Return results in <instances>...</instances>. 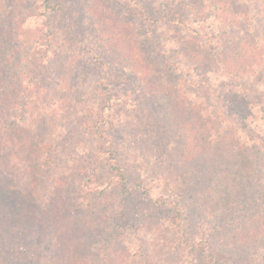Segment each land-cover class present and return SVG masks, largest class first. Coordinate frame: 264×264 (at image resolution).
I'll list each match as a JSON object with an SVG mask.
<instances>
[{
	"label": "trees",
	"instance_id": "1",
	"mask_svg": "<svg viewBox=\"0 0 264 264\" xmlns=\"http://www.w3.org/2000/svg\"><path fill=\"white\" fill-rule=\"evenodd\" d=\"M182 1V7L203 13L204 20L214 27L213 32L208 33V41L201 30L199 18L195 20L198 27L193 28L189 27L190 23L182 16L177 18L176 14L170 15L171 10H167V6H176ZM185 1H152L153 5L160 6L159 10L162 8L160 14L166 11L167 16L172 17L167 20V16H164L162 21L150 19L152 23H162L164 27L169 25L170 29L163 28L161 34L156 31L139 32L123 16L126 24L122 28V21L113 23V14L106 8L100 13L105 21V28L110 23L108 29L102 32L103 41L108 44L105 48L108 60L97 58L98 61H95L104 66L103 69L108 73V66H118L123 73L135 74L140 84V96L149 100V103L159 102L162 105L158 106L159 109L168 119L167 124L152 120L146 127H142L144 111L140 126L136 122L134 123L137 125H127V120H122V116H117V126L125 130L133 128L135 132V127L141 130L145 128L150 136L160 139L161 133H171L176 136L175 139L179 136L176 142L167 140L164 147L157 145L162 158L154 159L148 168V157L153 158L154 151L151 149L145 153L135 144L125 143L120 147L110 141L107 138V128L111 122H108L106 111L96 102H92L90 106H80L83 105L80 98L84 96L78 90L80 85L74 86L73 90L70 87L65 89L60 80L51 89L42 86L40 77L44 75L41 74L43 66L39 64V57L48 59V53L42 54L44 45L41 39L34 41L28 49L30 63L38 61L37 74H34L24 66L27 54L17 45V20L9 22L8 18H3L4 15L0 14V241H10L7 232L10 227L6 225L10 219L19 218L29 206L37 208V204L47 199L43 197L41 201L36 194L38 182L45 180L49 172L53 174L63 169L59 174L62 178L57 180L54 174L55 181L51 188L55 197L65 192V188L61 186L64 175L69 176L68 178L88 176V185L83 186V192H89L88 197L78 198L77 192L70 202L76 209L82 208V204L91 207L98 202L102 205L108 194L118 199V210H112V216L108 219L112 228L110 236L122 246L121 250H108L111 253L109 261L114 264H161L157 256L151 257L152 251L146 246L144 239L145 234L156 239L154 232L159 226L168 233L166 236L172 235L168 242L165 241L171 250L169 256L175 258L178 251L181 254V251L188 250L199 264H225L228 260L225 254L231 255L237 251L239 242L258 241L260 238L263 242L264 203L260 206L254 196L250 197L253 199L252 204L243 201L249 192L264 193V41L258 40L251 35L250 30L243 28L242 14H239V4L243 0H190L188 5ZM249 2H259L264 9V0ZM52 3L53 0H43L42 6L48 13L57 14L58 9ZM234 35L236 39L230 41ZM88 51L97 57L101 53L99 51L104 50L99 48L97 53L95 50ZM167 54L172 57L168 58ZM54 55L56 58L61 56H56V51L52 53V57ZM102 55L105 53L102 52ZM49 62H52V58ZM184 68L189 69L190 72L186 75L191 76V82L187 86L197 88L198 91L200 86L208 82L197 84L195 77L202 79L207 74L223 77V82L244 86L245 91L256 87L260 95L252 96L254 99L249 101V98L239 97L236 91L232 94V102L228 104L231 117L241 121L240 128L226 130L222 134L208 132L207 136L195 138L198 144L192 141V136L204 134L212 114L204 115L206 106L203 102L188 100V94H182L186 88L179 85V82L165 88L164 77H173ZM209 71L210 74L207 73ZM98 82L101 83H97L100 85V88L97 86L100 96L115 102L121 99V95L111 91L107 84H102L103 80ZM151 119L150 117V121ZM257 128L260 130L255 131ZM135 137H138L137 132ZM178 144L184 153L190 149L196 151L200 169L207 168L211 172V182L198 176L197 166L191 172L197 179L192 182L186 180L187 176L183 171L188 162L182 159L183 154L180 160L177 158L175 146ZM127 152L131 155L135 153L136 157L128 156L124 161ZM69 153L76 154L72 164L62 163L66 157L71 156ZM10 157H16L20 169L9 167V160L6 165L2 163ZM130 168L138 172L137 176L135 174V179L138 180L134 184L128 181ZM95 176L97 182L90 184L91 178ZM143 178L163 184L164 194L159 199H143L137 192V187L146 188V180H142ZM184 178L182 184L181 180ZM186 181L188 184L183 188ZM195 183H199V186H194ZM202 184H205V188H201ZM184 189H187L191 203L182 198ZM83 192L81 190L80 194ZM73 195L74 193L70 194V197ZM94 195L103 198L99 200ZM79 200L81 202L77 203ZM55 201L58 203V200ZM45 206L51 207L48 204ZM247 209L253 212L249 218L251 224H246L245 217L242 216V212L246 215ZM193 212L200 213L205 219H213L216 226L220 225L215 231L218 233L213 234L214 238L207 234L202 238L196 233L189 234L187 222ZM229 215L231 220L228 219ZM103 217H108V214ZM252 224L258 225L254 237L246 231V226L254 227ZM21 231L14 238L15 241L22 236ZM136 239L138 242H133ZM260 246L264 248V244L253 242V245L248 243L247 248ZM27 256L28 254L22 253L20 258ZM82 260L85 262L86 258H81L78 247L75 246L72 250L68 246L65 264H82ZM8 262L11 264V261Z\"/></svg>",
	"mask_w": 264,
	"mask_h": 264
},
{
	"label": "rangeland",
	"instance_id": "2",
	"mask_svg": "<svg viewBox=\"0 0 264 264\" xmlns=\"http://www.w3.org/2000/svg\"><path fill=\"white\" fill-rule=\"evenodd\" d=\"M42 1L43 0H0V14L4 15L3 18H8L9 22L12 21V19L17 20V24L19 25L16 38L19 41L17 45L22 48L21 50L25 51L24 54H27V57L24 59V66H26L27 70H31L34 74H37L36 68L38 61L30 63L31 59L29 58L28 49L34 41L41 39L44 45L41 52L43 55L48 53V59L39 57V64L43 66L41 74L44 75L40 77L42 78V86L51 89L53 86L55 87L60 83V80L62 82L61 86L65 89L66 87H70L73 90L74 86L80 85L78 90L84 94V96L80 98V102L83 104L80 106H90L92 102H96L99 107L103 106L102 109L106 111L108 122H111V125L107 128V138L120 147L125 145V143H127V145L131 143L142 148V151L145 153L152 149L154 151V157H148L147 165V168L150 167L154 159L162 158L160 148L165 146V142L167 140L176 142L179 136L175 139L176 136L171 133L167 135L161 133L162 139H160L157 136H150L145 128L141 130L139 127H135L138 134V137H135L136 132L133 128L125 130V128L121 129V127L117 126V116H122V120H127V125H134V122H136L140 126L142 123L140 120L141 115L144 111L145 119L141 125L142 127H146L152 120H156L161 124H167L168 119L163 115V111L159 109V107L162 106L159 102L153 103L154 101H152L149 103V100H145L140 96V84L135 74L123 73L118 66H108V73V71L106 72V70L103 69L104 66L98 65V62H96L98 61L97 58L108 60V55H106L105 50L108 44L103 41L102 32L108 29L110 23H108L105 28V21L100 17V13L103 11V8H106L113 14V23L122 21V28H124L126 24L123 20L124 17V19L127 20L128 23L130 21L139 32L147 33L156 31L157 34H161L163 28L170 29L169 25L164 27L162 23H152L150 19L152 20L155 18L157 21H162L164 20V16H167L166 11H162L160 14L162 8L159 10V5H153L154 2L152 1L154 0H151L152 3L150 1L146 2V0H53L52 4L58 9V12H56L57 14H54L55 12L48 13L43 8ZM189 2L190 0L185 1L187 5ZM146 4H149V6ZM151 5L153 6L151 7ZM183 5L184 1L178 3L176 6L170 4L167 6V10H171L170 15L172 16L176 14L177 18L182 16L183 19H187L188 23H190L189 27H198V25L196 26L195 20L199 18L201 20V30L206 34V41H208V33L213 32L214 27H211V23L204 20L203 13L195 9H186L182 7ZM151 9H153V11ZM239 9V14H242L241 16L243 18V28H245V30H250L251 35H254L258 40L264 41L263 5L259 2L251 4L249 0H243L241 4H239ZM233 17L234 16H232V18ZM171 18L172 17L167 16V20H171ZM55 34H57L56 38L54 37ZM192 35L194 34H191V36ZM234 39H236L235 35L231 36L230 41ZM99 48L104 51H99ZM88 50H95V53L98 51L101 53H99V56L95 57V55L90 54ZM54 51H56V56L58 54H61V56L59 58H56L55 55L52 57ZM102 52H104L105 55H102ZM167 57L171 58L172 55L167 54ZM51 58L52 62L50 63L49 60ZM212 64L213 63H211V65ZM211 69H213V67ZM180 70L182 72H179L173 77H164V83L166 84L165 88H170V86L179 82V85L185 86L186 89H183L182 94H188V100L194 103L199 101L203 102L206 106L203 111L204 115L208 116L212 114L211 120H209L205 127L204 134L202 135L201 133L195 137L192 136V141L195 143H197L195 141L196 137L207 136L208 132L222 134L226 130H235L241 127V121L237 120L236 117H231L229 110L228 104L232 102L230 100L233 99L232 94L234 92L237 91L239 97L242 96L245 99L249 98V101L255 98L252 96L260 95L255 86L249 89V91L253 93L252 95L249 91L244 90V86L241 87L234 82H223V77H214L208 74L207 77H204L205 79H197L195 77V82H198L197 84L208 82V84L200 86L201 88L198 91L197 88L187 86V83L191 82V76L186 75L189 74V69L184 68ZM207 73L210 74V71ZM124 74L127 75L125 76ZM99 80H103L104 83L102 84H107L111 91L121 95V99L115 102L113 99L106 100L107 97L100 96L97 92V86L100 88L101 85V83L98 82ZM150 117L152 118L151 121ZM258 130L260 129H255V131ZM135 138H137V141H134ZM181 141L182 140H180V142ZM159 142H161V144H159ZM175 149L178 152L177 158L180 160L181 154H183L184 156L182 159L188 162L185 164L183 171L188 178L184 176L187 181L191 180L192 182V180L197 179V177L191 175V172L196 170V166L200 178H203V180L208 183L212 181L211 172H209L207 168L200 169L201 165L197 160L199 156L196 154V151L194 152L190 149L188 152L184 153L179 144L175 146ZM76 154L80 155L78 152ZM76 154L71 155L69 153L68 155L71 156L66 157L62 163H69L71 165ZM128 156L134 158L136 154L134 153V155H131L127 152L126 156H124V161L129 158ZM11 158L12 157L6 158L2 163L6 165V162L9 160L11 163L9 167L20 169V164L16 157L13 159ZM83 161H85V158ZM129 171L128 181L130 184H134V182L138 180L137 178L135 179V174L137 176L138 172H135L134 168H130ZM61 172H63V169L53 174L49 172L45 180L38 182L36 185L38 192L36 194H38L41 201L43 197H47L45 201L37 204V208L29 206L27 211L25 210L23 212L22 216L10 219L8 224H6L10 227V229H7L9 233L8 240L10 241L8 243L0 241V264H8V261H11V264H65V251L68 249V246H71L72 250L75 246L78 247L81 258H86L85 262L82 260V264H114L113 261H109V255L111 253L108 252V250L111 249V252H114L119 250V248L121 250L122 246L110 236L112 228L108 224V219L112 216V210L114 212L118 210V199L116 196L108 194L104 197L102 205L98 202L96 206L94 204L91 207L82 204V208L76 209L70 202L76 197L75 194L77 192H79L78 198L82 197L86 199V197H88L87 195L89 192H83L85 190L83 186L88 185V176L85 177L82 175L76 176L75 178H68L69 176L64 175L65 178H63L61 186L65 188L64 190L65 192L67 191V193L63 192L62 194H57L59 196L55 197L56 194L53 195V189L51 188L52 183L55 181L53 178L55 175L57 176V180L58 178H62L60 176ZM96 178L97 176L91 178L90 184L91 182L96 183ZM185 178L181 180L182 184ZM142 180H146V188L141 186L143 190L141 187H137V192L143 199H159L164 194V185L160 182L152 181L150 178H143ZM187 181L182 186L183 188L187 186ZM194 186H199V183H195ZM194 186L192 188H194ZM201 188H205V184H202ZM81 190L83 193L80 194ZM186 190L187 189H184L182 198L191 203L189 193H187L188 191ZM72 193H74V195L70 197ZM251 196L256 198L260 206L263 205L264 193L249 192L247 198L244 199L243 202L252 204L253 199H250ZM95 197L99 200L103 198V196ZM54 199L58 200V203H56ZM78 202L81 201L79 200L77 203ZM47 204L51 207L48 208L45 206ZM50 210L52 212H50ZM50 213L51 215H49ZM252 213L253 212L249 209H247L246 215L245 212H242L246 224H251L249 218ZM106 214H108V217H103V215ZM230 216L231 215L228 216L229 220H231ZM189 219V222H187V231L189 234L193 235L196 233L201 236L199 238H202L205 234L213 237L214 233H218L215 231L220 225L216 226V221L213 219H205L200 213L195 214L194 212ZM257 226L258 225H254V227L246 226L247 234L254 237L258 228ZM19 230L23 231H21L22 236L15 241L14 238L19 234ZM154 234L156 239L152 236L149 237L148 234L144 235V239L147 243L146 246H149L152 251L151 257L157 256L161 264H199L188 250H185L186 252L181 251V254H179L178 251L174 256L175 258L169 256L171 250L166 246V242L170 240L172 235L166 236L168 233L161 230V226L156 228ZM153 240H157V242H153ZM257 240L258 241L239 242L237 251L231 253V255L230 253L225 254V256L228 257L225 264H264V248H261V246L255 247L257 249L247 248L248 243L251 245H253V242L254 244H264V240L261 242L262 238ZM133 242H138V240H133ZM108 244L111 245V248H108ZM22 253L28 254V256L20 258ZM25 259H27L26 262L24 261ZM150 264H152V262Z\"/></svg>",
	"mask_w": 264,
	"mask_h": 264
}]
</instances>
